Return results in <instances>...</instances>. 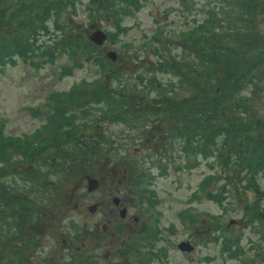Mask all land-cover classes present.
Segmentation results:
<instances>
[{"label": "rangeland", "instance_id": "1", "mask_svg": "<svg viewBox=\"0 0 264 264\" xmlns=\"http://www.w3.org/2000/svg\"><path fill=\"white\" fill-rule=\"evenodd\" d=\"M91 1H95V4ZM91 1L82 0L77 6L76 15L70 17L69 13L66 14L71 31L74 28L71 34L89 39L95 31L101 30L110 36L116 28L111 19L102 16L105 0ZM205 1L188 0L181 3V0H145V6L139 12L125 19L124 23L131 27L129 32L119 35L117 43L108 36L99 45L97 53L108 58V52L116 51L114 61L118 69L123 67L120 69L124 71L122 77L126 72L134 75L144 71L167 79L168 75L156 71L153 65L155 55L150 51L152 45L148 43L144 46V41H149L160 30L162 36L173 39L174 45L175 35L206 14ZM210 1L212 6L222 2ZM19 3L20 0H7L2 8L12 11ZM224 4L231 11H242L237 0H226ZM90 10L95 11L94 18L90 17ZM219 11L216 8V12ZM263 11L264 5L259 3L252 24L256 36L262 40ZM112 12H108L110 16ZM230 16L239 22L235 14ZM77 60L84 61L82 67H76L64 55L57 56L54 64L34 56L20 60L18 65L9 67L0 75V120L6 121V133L13 136L32 134L44 125L53 129L55 107L65 106L62 100L70 102L71 96L67 94L72 92L73 85L83 80L94 83L101 76L96 63L87 62L80 55ZM71 64L72 74H63V67ZM108 82L116 85L113 80ZM257 85L260 90L256 93L252 85L247 87L246 84L243 95L250 97L254 118L260 122V129L254 133L260 135L261 147H264V87L261 82ZM90 86L83 85L81 88L91 90ZM99 107L93 103L85 115L79 114L81 107L75 104L68 109L77 113L75 123L89 118L98 122L85 134L98 130L107 133L115 141L114 146H117V142L124 143L119 151L120 156L139 165L137 173L144 169L147 174L154 175L151 184L156 193L151 199L153 204L141 203L142 189L146 188L148 181L142 187L133 188L132 172L126 169V162L121 163L112 155L97 150L94 159L92 157L91 165L94 166L87 172L73 171L74 167L62 171L61 163L69 159L66 152L57 156L58 159L54 158V167L43 157L37 159L35 164L22 163L19 167H13V173L8 178L0 179L3 190L11 185L14 177L19 186L32 176L38 180V171H32L38 167L46 172V180L50 182L47 198L55 201L54 205H50L53 208H46L50 212L43 218L47 226L40 238L41 246L27 250L28 261L32 264H81L85 260L93 264H264V173H259L255 181L257 176L254 180L243 179V171H234L233 175L230 174V180H225L223 170L212 168L206 159L184 156L183 140L179 142L165 138L169 136L166 131L173 127V121L154 123L147 120L143 128L129 131L109 117L101 120ZM157 108L151 104L146 107L148 111ZM75 140L78 141L77 138ZM163 145L166 156L162 152L159 153L163 158L153 155L156 147ZM40 164L41 168L38 166ZM166 164L167 175L161 176L159 167ZM246 164L242 165V169ZM73 165H78V161L75 160ZM209 174L215 175V178L201 188V181ZM88 177L100 181V187L94 192L88 191ZM209 191L222 197H210ZM115 197L121 200L119 205L114 202ZM4 200L0 194V202ZM124 208L125 215L122 214ZM71 221L80 229L75 231L70 225ZM226 238L233 244L239 239L242 252L234 253V258L222 249V241ZM182 241H189L193 249L181 250L179 244ZM130 243L134 251H126ZM141 246L147 248L137 251ZM149 248H154L153 253L148 254ZM9 252L10 249L6 251L7 257L3 261L8 260ZM147 257L152 259L148 260Z\"/></svg>", "mask_w": 264, "mask_h": 264}, {"label": "trees", "instance_id": "2", "mask_svg": "<svg viewBox=\"0 0 264 264\" xmlns=\"http://www.w3.org/2000/svg\"><path fill=\"white\" fill-rule=\"evenodd\" d=\"M186 1L181 0V3ZM237 1L242 11L229 10L224 4L226 0L215 6L206 0V14L175 35L174 45L173 39L162 36L160 30L149 41H144V46L152 45L150 51L155 55L153 65L156 71L169 76L162 79L144 71L134 75L126 72L122 77L124 71L120 69L123 67L118 69L112 58L98 55V44L90 38L71 34L74 28L71 31L66 14L69 13L70 17L76 15L82 0H20L12 11L2 8L7 0H0V75L9 67L18 65L20 60L34 56L54 64L57 56L64 55L76 67H82L84 61L77 60L80 55L85 61L96 63L101 70V76L94 83L83 80L73 85L72 92L67 94L71 96L70 102L62 100L65 106L55 107L53 129L44 125L32 134L13 136L6 133V121L0 120V179L8 178L13 167L22 163L35 164L42 157L54 167L56 157L64 152L69 159L61 163L62 171L74 167L73 171L87 172L93 168L91 164L98 151L112 155L121 163L126 162V169L132 172L133 188L142 187L148 181L146 188L142 189L141 203L153 204L151 199L156 193L151 184L154 175H148L144 169L137 173L139 165L120 156L124 143L117 142L114 146L115 141L98 130L85 134L98 122L89 118L75 123L77 113L68 109L75 104L81 107L79 114L85 115L93 103L98 107L101 105L98 108L101 120L109 117L129 131L143 128L147 120L154 123L173 121V127L166 131L169 136L165 138L183 140L184 156L206 159L212 168L223 170L225 174H220L225 180H230L234 171H243L242 178L252 180L264 173V147H261L260 135L254 133L260 129V122L254 118L249 95H243L246 84L247 87L252 85L256 93L260 90L257 84L264 85V38L256 36L252 25L256 7L259 3L264 5V0ZM91 3L95 4V1ZM105 3L102 16L114 24L116 30L110 33L109 39L117 43L118 36L127 34L131 28L124 23L125 19L139 12L145 6V0H105ZM110 10H113L112 16L108 13ZM230 14H235L239 22L231 19ZM94 15L95 11L90 10V17L94 18ZM72 70L71 64L64 66L62 72L69 75ZM110 80L116 85H111ZM83 85H91V90L82 89ZM133 95L143 98L136 99ZM149 104L158 108L148 111ZM164 147H156L153 155L166 156L162 150ZM75 160L78 165H73ZM244 164L245 169H242ZM167 165H160L161 176L167 175ZM38 166L41 168L42 165ZM37 169L35 167L32 171H38V180L32 176L19 186L14 177L6 190L0 187V194L5 198L0 202V264H32L26 252L41 246L40 238L47 226L43 218L50 212L46 208H53L50 205L55 201L47 198L50 182L46 180V172ZM212 178L215 175H207L200 187L210 184ZM208 196L218 199L221 195L209 191ZM70 225L75 231L80 229L74 221ZM144 248L147 247L141 246L137 251ZM9 249V258L5 262L3 258L7 257ZM132 249L130 245L126 251ZM153 249L149 248L148 254L153 253ZM222 249L232 258L234 253L242 252L239 239L233 244L226 238L222 241ZM80 263L93 264L87 260Z\"/></svg>", "mask_w": 264, "mask_h": 264}, {"label": "water", "instance_id": "3", "mask_svg": "<svg viewBox=\"0 0 264 264\" xmlns=\"http://www.w3.org/2000/svg\"><path fill=\"white\" fill-rule=\"evenodd\" d=\"M108 38V34L104 31L97 30L95 31L91 36L90 40H92L94 43L98 45H102L104 41H106ZM117 53L116 51H110L108 52V57L112 58L113 60L116 59ZM100 187V181L97 178H92L88 177V191L89 192H94ZM120 199L118 197L114 198V202L119 205L120 204ZM126 209L124 208L122 210V214L125 215ZM179 248L184 251H190L193 249L192 244L189 241H182L179 244Z\"/></svg>", "mask_w": 264, "mask_h": 264}, {"label": "flooded vegetation", "instance_id": "4", "mask_svg": "<svg viewBox=\"0 0 264 264\" xmlns=\"http://www.w3.org/2000/svg\"><path fill=\"white\" fill-rule=\"evenodd\" d=\"M130 245H131V243H130ZM132 246V245H131ZM134 246V245H133Z\"/></svg>", "mask_w": 264, "mask_h": 264}]
</instances>
